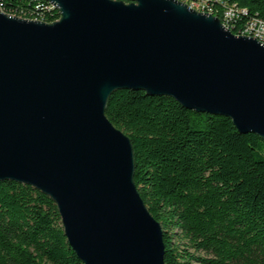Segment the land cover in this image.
<instances>
[{
  "label": "water",
  "instance_id": "water-1",
  "mask_svg": "<svg viewBox=\"0 0 264 264\" xmlns=\"http://www.w3.org/2000/svg\"><path fill=\"white\" fill-rule=\"evenodd\" d=\"M52 22L0 8V180L48 195L83 264H164L111 94L167 95L264 140V44L180 0H47Z\"/></svg>",
  "mask_w": 264,
  "mask_h": 264
},
{
  "label": "trees",
  "instance_id": "trees-1",
  "mask_svg": "<svg viewBox=\"0 0 264 264\" xmlns=\"http://www.w3.org/2000/svg\"><path fill=\"white\" fill-rule=\"evenodd\" d=\"M223 1L240 9L234 34L249 19L264 20V0ZM0 8L60 17L47 0H0ZM104 112L132 143L134 182L161 225L164 264H264L261 137L239 132L225 115L142 90L113 92ZM0 264H83L56 204L32 185L0 180Z\"/></svg>",
  "mask_w": 264,
  "mask_h": 264
},
{
  "label": "built area",
  "instance_id": "built-area-1",
  "mask_svg": "<svg viewBox=\"0 0 264 264\" xmlns=\"http://www.w3.org/2000/svg\"><path fill=\"white\" fill-rule=\"evenodd\" d=\"M190 8L210 13L220 18L222 24L232 31L231 22L237 17L239 10L235 4H228L223 0H180ZM51 4V3H50ZM54 8V6L51 4ZM242 12H246L241 10ZM9 14V13H8ZM13 15V14H12ZM35 20H40L36 19ZM235 35H245L256 38L264 44V20L260 18L249 19L236 30Z\"/></svg>",
  "mask_w": 264,
  "mask_h": 264
}]
</instances>
